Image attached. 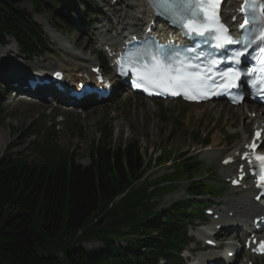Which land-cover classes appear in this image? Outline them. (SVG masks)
Listing matches in <instances>:
<instances>
[{"label":"trees","instance_id":"trees-1","mask_svg":"<svg viewBox=\"0 0 264 264\" xmlns=\"http://www.w3.org/2000/svg\"><path fill=\"white\" fill-rule=\"evenodd\" d=\"M23 3L34 13L51 11L53 18V5L62 8L69 3L0 0V43L13 38L31 59L50 48L34 13L22 8ZM35 126L26 128L29 134H37ZM110 138L111 131H100L88 165L55 146L51 133L34 149L43 159L40 162L15 153L0 156V264L177 262L174 259L188 241L187 228L210 196L206 184L195 180L201 162L179 154L180 164L167 174L170 177L149 182L146 174L152 163H146L139 142L114 147ZM172 177L188 180V197L159 210L155 199L164 188H172L164 185ZM91 241L102 248H86L84 244Z\"/></svg>","mask_w":264,"mask_h":264},{"label":"rangeland","instance_id":"rangeland-1","mask_svg":"<svg viewBox=\"0 0 264 264\" xmlns=\"http://www.w3.org/2000/svg\"><path fill=\"white\" fill-rule=\"evenodd\" d=\"M89 1L96 4L98 10L102 12H105L104 10L112 2L111 0ZM21 7L33 11L32 7L27 3H23ZM53 12L55 19L52 17L51 12L48 11H45L44 15L34 13V19L42 26L49 46L54 52L53 54L46 53L42 57H37L28 66V64L17 60L13 55H9L11 50L14 53H17L16 50H18L16 42L9 38V47L11 48L13 45L15 47L13 46L10 49L0 46V59L8 58V62L16 61L15 63L23 68L28 67L32 72L34 68L40 70L48 67L56 68V64L59 61L71 62L73 66H68L74 67L76 71L97 64L101 53L94 37H90L91 33L90 35H81L75 24L72 31L66 30V23L59 16L63 13L58 11L56 5ZM103 18L104 21L107 20L105 16ZM47 20L56 23L58 30H54ZM86 36H89L90 39ZM94 36H96V33H94ZM60 37L65 41L72 39L69 47L71 50L77 49L70 54L69 51L63 50L61 48L62 44L56 40ZM75 42L78 44L76 45ZM86 46L89 48L83 51ZM76 53L88 60L77 61L73 57ZM4 87L5 85L0 79V156L6 153H15L17 156H27V161L40 162L43 159L41 155L34 152V149L38 148L39 143H43L48 133H51L55 141L52 143L55 146L62 151L73 153L78 163L88 165L90 163L89 151L91 146L100 131L105 128L108 132L111 131L110 142L114 147L135 140L139 142L144 151H147L148 159L151 158L154 161L157 158V164H153L148 168L146 177L149 182H156L164 176L170 177L167 174H171L178 168L180 164L178 156L182 153L197 162H202L198 180H200V176L206 178L202 179L201 182H207V189L212 193L211 196L213 198H211V201L213 204L221 202L225 198L238 196L226 185L219 170L220 153L223 151V148L219 147H233L242 136L239 130L242 129L243 124H241V120H237L238 118L241 119V115L237 114V107L225 103H219L218 106L216 105L217 103L212 104L213 108L208 105L192 106L176 102L158 104L131 93L120 92L113 102L96 106H84L69 113L62 111L60 107L45 100L31 103L20 101L14 104L16 99L7 98L8 94ZM177 110H179L178 115H176ZM219 110H223L220 116L217 115ZM60 114L63 116V122H58L57 116ZM227 116L230 117L228 120L226 119ZM216 121L217 124H215ZM233 121H235L236 127L227 126ZM32 124L36 125V135L29 134L26 130ZM77 127L79 129L75 130ZM251 130L252 124L250 123L246 131L251 132ZM235 133L237 135L234 136ZM207 135L210 137L208 138ZM198 136H200L198 139L199 141L201 140L200 142L198 140L195 141ZM206 140H210V145L201 147L200 143ZM33 143H36L37 146L33 147ZM208 148H211V152ZM212 152H215V154L204 156L205 153L209 154ZM159 159L164 161L163 165L158 166ZM170 181H175V183H170ZM166 185L172 188L161 190L155 199L158 209L167 208L172 202L187 195V180L185 177H172ZM220 188L225 190L220 196L212 192L214 189ZM204 216L209 220V217L205 214ZM198 223L199 219L196 220L195 224ZM191 232H196V230ZM118 245L125 244L118 243ZM84 246L94 251L102 248L101 243L98 241L87 242ZM195 246L194 242L191 246L189 245L190 248ZM198 246L201 247L200 244ZM240 261H243V259ZM255 262L264 264V259L260 261L254 259L249 261L248 264Z\"/></svg>","mask_w":264,"mask_h":264},{"label":"snow or ice","instance_id":"snow-or-ice-1","mask_svg":"<svg viewBox=\"0 0 264 264\" xmlns=\"http://www.w3.org/2000/svg\"><path fill=\"white\" fill-rule=\"evenodd\" d=\"M153 5L154 10L158 15H166L171 22L180 25L184 34L188 37H212L215 41L213 47L224 48L225 45L240 44L243 45L242 50L233 52L227 59L239 64L240 57L248 52V48L252 43L259 45L261 58L259 63L261 65L260 76L261 83H264V0H259V19L257 23L260 26L258 34L250 39L248 31L253 27V21L256 19L255 9H252V15H248V10L251 5L258 2V0H245V5L241 7L240 11L245 14V21L240 25V29L245 33L240 39H235L228 34L227 27L222 23L219 17L220 0H149ZM235 19V17H233ZM198 47V46H197ZM195 52L196 48L189 49ZM151 58V63L145 65L144 69L137 72L139 79L145 85V90L149 88L164 89L171 91L173 95L178 94L177 89L183 90L185 95H188V89L196 90L203 86L206 77L198 72L190 71L196 65L185 64L180 61L176 66L173 63L165 61L161 56L146 53ZM210 55V54H205ZM216 63L215 60L212 61ZM122 74H127L122 71ZM250 76L255 75V71L248 73ZM59 75V74H57ZM225 76H230L231 79L224 85L225 88L233 87V81L239 78L242 73L239 71L225 73ZM137 86H141L137 84ZM254 86H257L254 83ZM218 94V93H217ZM207 98L206 93H201ZM189 99L196 98L188 95ZM259 135V133H257ZM257 145H252L255 148ZM248 159V157H245ZM258 161H264V156H257L254 158ZM227 162V161H226ZM252 162V161H250ZM264 246V242H261ZM264 250V248H262Z\"/></svg>","mask_w":264,"mask_h":264},{"label":"bare ground","instance_id":"bare-ground-1","mask_svg":"<svg viewBox=\"0 0 264 264\" xmlns=\"http://www.w3.org/2000/svg\"><path fill=\"white\" fill-rule=\"evenodd\" d=\"M118 3H119L120 7L117 8V10L115 9V11H117V12L120 11L118 21L121 22L122 26L123 27L124 26L134 27V29H132V30L138 31V33L139 32L144 33V31L149 27V23H150L148 9H147V6L145 4V1L144 0H118ZM235 3L236 2L232 1L230 4V7L235 8V6L237 5V3L236 4ZM230 17L228 19H230ZM142 20H145L146 23L141 24ZM163 29H166V28L164 27ZM125 30H127L126 27H125ZM122 32H126V31H118V33H116L115 36H106L105 35V36H103V38H105L109 41H114L113 38H115V39L119 38ZM131 35H135V34L133 33ZM56 40H58L60 44H63V46L65 48H67L66 47V41L63 40L61 37L59 39L57 38ZM71 40L72 39L68 40V42H70ZM75 43H76V45L78 44L77 42H75ZM9 45L7 48H10ZM13 46L11 48H13ZM86 48H89V47L86 46L83 49H86ZM18 54H20L19 51H17V53H14L13 50H11V52L9 53V55H13L14 57H17ZM10 58H11V56H10ZM78 59H80V58H77V60ZM7 61H8V58L7 59H5V58L0 59V62H2L0 64V76H2V74H3L2 72H5V71L8 72L9 71V68L7 66H5V65H7L6 64ZM79 61H81V60H79ZM56 66L59 70H67V69H64L66 66L64 61H59L56 64ZM16 69H18L19 71H22L23 67L20 65L19 68L16 67ZM69 75H72V72H70ZM40 92H41L40 96L44 97V98L53 96V94L54 95L58 94L59 97H61V100H62V98H64L63 95H60L59 92L57 91V89L55 88L54 82H52L49 86L40 87L36 93L39 94ZM191 105L192 106H200L199 104H191ZM202 105H205V104H202ZM261 110H262L261 108H256V107L249 105V104H243L242 108L238 109L239 114L241 115V118L246 117L247 115H249V112L251 113L252 111H255L257 113V117L254 119V121H252L253 130L250 133L246 131L247 123L249 121H251V119H249L248 122H245L243 124V127L241 129V131H242L241 139L237 143H235V145L233 147H224V146L219 147V148H223L222 153H220L222 156L220 155L221 161L219 164V166H220L219 170H220L221 174L225 177V179H233V182H235L236 180H239V178L242 177V182H241L240 186L233 187L230 189V190L238 193L239 194L238 196H236L234 198H225V199H223L222 203L217 204L214 214L227 217V220H225V221L224 220L221 221L219 219L215 220L213 222V226H214V228H216V226L223 223L222 226L216 228V230L217 229H219V230L225 229L228 232L231 230L239 231L240 233L243 232L242 237L244 236V230L242 227H243V224L245 223V221L251 216L253 218H258L264 214V209L259 208V204L257 202H255V200H254L256 195H257V191H255L253 189V184L251 183V177H250V170H249L248 166L246 165V162L240 161V159H239L240 155L247 152L246 145L250 142L251 139L255 138L254 130H258L260 128L264 129V112L261 114V112H262ZM222 111L219 110L217 115L221 114ZM243 115H245V116H243ZM251 116H252V113H251ZM230 125H235V122H232ZM263 144H264V142H263ZM208 149H210V152H211V148H208ZM228 149H230V150L228 151ZM212 154H215V152H212L209 154L205 153L204 156H207V155L209 156ZM228 157L233 158L234 162L230 165L225 166L222 164V161ZM240 168H242L241 172H239ZM252 192H254V193H252ZM202 231H204V229H200L199 233H202ZM238 236H240V235H238ZM255 237L256 238H261V237L264 238V232L258 233L257 235L252 236L251 240ZM207 238H208V236H204L203 240L205 241ZM230 251H231V249H230ZM228 252H229V250H228ZM249 256L251 257V254H249ZM212 258H214V257L212 256ZM250 259L251 258H248V260H250ZM213 261L214 260L208 261V260L201 259V261H199L198 264H217L218 262H220V261H218V262H216V261L213 262ZM223 264H228V263L223 262Z\"/></svg>","mask_w":264,"mask_h":264}]
</instances>
